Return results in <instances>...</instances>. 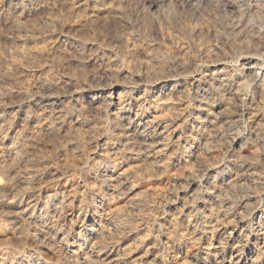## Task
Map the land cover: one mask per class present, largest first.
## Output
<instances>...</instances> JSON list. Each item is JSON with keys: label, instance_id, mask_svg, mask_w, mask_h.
<instances>
[{"label": "rangeland", "instance_id": "1", "mask_svg": "<svg viewBox=\"0 0 264 264\" xmlns=\"http://www.w3.org/2000/svg\"><path fill=\"white\" fill-rule=\"evenodd\" d=\"M104 1L98 5L89 0H33V2L31 0V4H27V10L21 13L22 15L19 13H10L11 15H9L10 0H0V115H13L21 106L23 110L29 109L33 99L40 94V86L43 83L52 85L54 91L51 94V90L50 95L47 93L45 97L51 99L52 102H56V112L64 110L62 113L58 112L57 114H59L58 116L62 114L63 117L71 119L70 124L64 126V128L58 127V136L45 134V132L43 133V131H38L35 128V132H32L33 135L28 134L29 137L26 138L28 144L27 156L31 159L37 158L34 159L37 160L34 164L36 167L32 168L34 171L40 169L41 172L45 170L48 174L51 172L52 175H48L46 179L50 186L57 184V188L64 190L65 193H68V191L78 192V196L88 198L98 188L97 183H94L92 178L87 177V174L91 173L92 168H95L97 163L105 157L109 156L112 159L115 157L110 152H108L109 155L104 152V148H107L104 147L105 141L111 139L106 142L113 143L114 120H117L116 116L119 114V109L116 110L118 106L114 108V112L112 111L110 115L103 109L105 108L103 107L104 100H106L104 98L107 96L105 92L108 89L116 85L123 93L132 90L131 93L135 97L133 109L136 112L142 104H145V108L150 107L153 98L151 94H147V91L152 86H163L164 89L169 90H167L168 93L176 80H180L182 82L180 85L182 84L185 88L189 85V82L190 84L193 82L194 77L199 76L200 72V74L203 73L202 78L205 77L204 80H209L213 76L212 72L220 68V63L216 65L213 63L218 59L226 58L227 63H229L228 73L238 79L239 74L237 72L243 63V58L254 55L258 45L264 43V35L259 36L258 32L260 25L251 22L245 27L247 20H244L243 26L238 25L240 24L239 19L232 15L223 0H199L195 3L192 0L190 2L185 0L186 3L183 0H166L158 10L152 9L150 6L151 0H144L145 10L141 9L135 0ZM111 15L124 17V21H127V23H113L114 21L110 19ZM213 16L219 18L222 22L217 25V29L210 24ZM226 18L227 21L223 22ZM102 19L107 20L106 27L101 26ZM224 26L228 27L227 30L229 27V30H232L225 32L226 27ZM232 31L233 34H229ZM244 35L245 37H242ZM251 36H257L258 38L252 43ZM186 43L189 44L186 45ZM193 53L200 55L203 60L199 67V71H201L193 73V77L189 81L185 82L182 81L183 79L180 76L176 77L178 73L175 69H171L165 78L158 76L163 68L164 60L167 58H170V63L174 61V64L184 59L188 63L189 57L195 55ZM233 53L235 56L232 55ZM182 54L186 57L184 58ZM208 68L211 71H206ZM202 69H205L204 72ZM145 72L157 74L154 77H158H150L149 80L151 78L153 80H144L137 82L138 84L130 79V77L139 74L146 76ZM36 89L37 92H35ZM54 93L55 95H53ZM98 94L99 96H97ZM94 95L96 96L95 100H93ZM257 95L255 96L256 100L259 99V94L257 93ZM146 99H149V102ZM100 103L101 105H99ZM69 105L74 108L67 109ZM186 107H189V109L188 111L185 110V116L195 110V105L189 106L187 100L183 101L181 108ZM99 109L101 110L99 111ZM71 110L75 112H71ZM77 116L80 118H77ZM184 118L176 121L175 125L179 128L178 131L181 128L182 130L191 129L192 123L195 121L190 119L188 125L183 124ZM82 120L85 122L82 123ZM225 126L222 131L224 133L221 135L224 137V142H226V138L231 137L236 132L234 130L232 133L229 126ZM20 128V125H17L15 129L17 135L14 133V137L22 138L24 133L20 131ZM242 132L243 135L241 136L244 137L245 133ZM251 132H253L251 138L246 136L243 141L247 145V149L243 152L244 155L239 159L238 157L231 159L237 169L240 167L244 169L241 174L243 173L245 179L240 181L236 187L228 189V193L223 194L227 197L228 201L226 203L229 202L228 207L231 204L232 206L239 205L243 201L242 199H245L247 200L245 204H255L256 208L253 212L259 216L262 215L264 208V204H262L264 203V200H262L264 198V118L261 117L257 122L251 123ZM215 143L217 145V142ZM0 149L1 154L2 147ZM202 153H204L201 154L202 157L200 155L199 159L193 160L191 164L194 170L192 173L194 178H199L207 166L216 168L229 161L226 156L224 159L223 152L217 154V157L216 153L208 154L207 151H202ZM175 156L177 157L176 151L171 149L165 151V153L162 152L152 156L156 159L160 158L156 165L150 163L152 158L147 160L143 158L145 161H139L138 165L126 162L121 166V171L127 172L133 181L138 182H136L137 187H144L142 191L145 192H142L141 198L131 196L128 197L129 199L111 200V204L113 203L111 208L114 209L113 215H115L114 221L116 227L119 226V223L121 224L118 227L121 230L117 228L108 230L106 232L107 241L105 242L115 241L116 239L121 241L123 243L122 247L128 255L125 261L127 264H152L154 256L158 254L159 249L161 250L162 245L160 244H164L166 242L164 239L167 237L172 238L175 234L172 228L168 226L169 223L167 224L165 221H170L175 217L174 219L177 218L178 222L182 223V220L188 219V214L191 216L198 210V204L202 200L200 197L203 193H201L202 195L198 194L195 188L187 190L191 168H186L185 163H178L179 165H177L178 157ZM6 158L0 157V177L5 173V169L10 163V160ZM32 169L30 170L33 171ZM41 172L39 173L42 174ZM52 172L57 173L58 177L53 175ZM52 177L54 178L52 179ZM8 181L3 179L0 182V201L6 199L10 193L2 190L3 185L13 186V189L12 187L11 189L14 191L26 186L15 179H9ZM38 188L34 190L35 195L39 194L40 190L42 193L43 189L46 190L43 186V189ZM68 197L70 198V196ZM245 204L240 207L241 209L237 208L238 213L244 212L246 209ZM117 206H120V208ZM5 209L0 207V221L2 220L0 222L2 227V229L0 227V252L5 249L11 252L9 253L11 254L10 259L7 261L10 262L15 255L17 258L24 252L30 251L31 248L35 249L38 244L28 236L27 227L20 228L8 221L7 217L10 210ZM200 212H202V209ZM74 214L77 217L79 211ZM76 217L72 224L70 222L62 223L63 229L70 235L82 229V220L80 221ZM4 222L6 223L3 224ZM99 222L100 218L96 217L87 224L91 228L92 226H98ZM163 223L164 227H161ZM165 228H168V230ZM18 229L21 231L20 233ZM114 231L119 233L115 234ZM250 248L253 249V246H250ZM162 255L163 253H160L159 256ZM50 257L56 261L57 255H51ZM64 258L67 260L66 255H63ZM66 263H69V260Z\"/></svg>", "mask_w": 264, "mask_h": 264}, {"label": "bare ground", "instance_id": "2", "mask_svg": "<svg viewBox=\"0 0 264 264\" xmlns=\"http://www.w3.org/2000/svg\"><path fill=\"white\" fill-rule=\"evenodd\" d=\"M89 1L99 5L100 3L102 4L104 0ZM135 1L141 9L145 10L144 0ZM164 1L166 0H151L150 6L152 9L158 10L162 4H164ZM188 1L190 2V0ZM192 1L195 3L199 0ZM223 1H225L224 4L232 15L239 19L240 24L238 25L243 26L244 20L248 21L245 27L251 22H256L260 25L258 31L259 36L264 35V0ZM27 4H31V0H10V6L8 9L9 15H11L10 13H24L27 10ZM198 5L200 4L198 3ZM110 19L114 21L113 23H127V21H124V17L118 15H111ZM234 20L237 21L235 18ZM226 21L227 18L223 22ZM221 23L222 22H220L219 18L215 16L211 18V26L216 28L217 25ZM107 24V20H103L101 26L106 27ZM227 26H224L226 27L225 32L230 29L229 27L227 30ZM232 27L234 28V26ZM231 30H229V32ZM229 34H233V31ZM226 37L229 38L228 35H226ZM242 37H245V35ZM257 38V36H251L250 40L253 43ZM234 40L236 39L234 38ZM187 44L189 43H186V45ZM186 53L188 54V52ZM197 53H193L195 55L189 57L188 63H186L187 60L185 59L181 60L182 62L180 61L179 63L175 62L174 64V61L173 63H170V58L166 57L167 59L164 60L162 70L159 69L160 74L158 76L165 78L167 77V74L170 73L171 69H175L178 73L176 77L180 76V78L183 79L182 81H189V79L193 77V73L199 71L200 64L203 60L200 55H197ZM232 55H234V53ZM213 63L215 65L220 63V68L218 70L213 68L215 71L212 72L213 76L211 79L209 78V80H204L205 77L204 79L202 78L203 73L200 74V70L199 76L194 77L193 82H191V84L189 82V85L185 86V88L182 84L180 85V83H182L180 80H176L168 93V89H164L163 86H152L149 88V91H147V94H151V97L153 98L150 107L145 108V104H142L136 112H134L133 109L135 97H133L131 93L132 90H124L125 93H123L119 90V87L115 85L105 92L107 93V96L104 98L106 100L103 99L105 101L103 104L105 112L110 115L116 106H118L116 110L119 109V114L116 116L117 120H114L115 123L112 135L113 143L106 142L110 141V139L106 140L104 144V147H107L104 148V152L107 154L110 152L112 156L115 157L112 159L107 155V157L104 156L105 158L98 162L97 166L94 165L96 167L92 168L91 173L87 174V177L92 178L94 183H97L98 188L95 192L91 193L89 198L86 196H78V192L72 193L71 191H68V193H65L64 190L62 191L57 188V184L50 186L48 181L46 182V179L51 172L48 174L43 170L44 173L41 172L40 169H37V171L35 169L34 171L32 168L36 167L34 164L37 161L34 159L37 158L31 159L27 156L28 144L26 138L29 137L28 134L30 136L33 135L35 128L38 129V131L45 132V134L56 136L59 129L58 127L64 128V126L66 127V125L70 124L71 119L63 117L62 114L60 116L57 114L58 112L62 113L64 110L62 111L59 107L61 111L56 112V102L54 100V102H52L51 99L45 97V95L47 93L49 94L53 89L52 85L50 86L48 83L40 84L41 86L39 85L41 87V90L39 91L40 94L33 99L31 105L29 104V109H24V111L22 106L18 107V110L15 111L13 115L10 114L11 117L2 113L3 115H0V147H2L0 157H7L10 160V163L8 162V166L5 163L7 167L5 173L0 177V182L3 179L6 181L9 179H15L26 186L14 191L12 190L13 186H11V189L10 186L3 185L2 190L10 193L6 199L0 201V207L10 210L7 217L8 221L20 228L27 227L28 236H30L33 241L37 242L38 245L35 249L31 248L32 250L30 249V251L24 252L17 258L16 255L15 257L13 255L14 258L11 259L10 262L7 261L10 259L11 254L9 253L11 252L6 251L5 249V252H0V264H127L125 261L126 256L128 255L122 247L123 243L117 240V237L115 238V241L110 240L107 243L105 242L107 241L106 232L108 230L118 229L121 225L119 223V226L116 227L114 221L115 215H113L114 209L111 208V205L113 204H111V200H121L122 198L127 199L131 196L141 198V194L144 192L142 189H144V187L138 188L136 185L138 182L136 180L133 181L127 172H122L121 166L126 162L138 165L139 161L141 162L145 158L146 160L152 158L150 163L156 165L160 161L158 160L160 158L156 159L152 156L158 155L162 152L165 153V151L171 149L176 151L178 157L177 165L185 163L186 168H191V177L190 181L187 183V190L195 188L198 194L202 195L201 193H203V195L200 197L202 200L198 204V210L191 216L188 214L189 217L187 216V220H182L181 223L180 221L178 222L177 218L174 219L175 217H172V220L165 221V223H169L168 226L172 228V231H174L175 234L172 238L166 236L167 238L164 239L166 242L160 244L162 245L161 250L159 249L158 254L154 256L152 264H264V208L262 210V215L258 216L253 212L256 208L255 204H245L247 201L245 199H242L243 201H241L239 205L232 206L231 204L228 207L227 205H229V202L226 203L228 200L223 194L225 192L228 193V189L236 187L240 181L245 179L243 173L241 174L244 169L242 167L237 169L233 165V160L231 159L234 157H238L239 159L244 155L243 152L247 149V145L246 142L243 141L246 136L251 138L253 135V132H251V123H254L255 121L257 122L261 117L264 118V43L258 45L254 55L243 58V63L238 69L239 71L237 70V74H239L238 79L234 78V75L230 76L228 73L229 63H227L226 58L215 60ZM202 70L204 72L205 69ZM206 71L211 70L208 68ZM145 75L146 76L139 74L135 77H130V79L135 83H139L144 80H149L150 77H154L157 74H149L148 72ZM150 80H153V78ZM103 88L105 87L103 86ZM53 91L54 90L51 91V94ZM35 92H37V89ZM257 93L259 94V99L256 100L255 96H258ZM53 95H55V93ZM97 96H99V94ZM95 98L96 96L94 95L93 100H95ZM185 100L189 102V106L195 105V110L191 111L188 116H185V110L188 111L189 107L181 108L183 106V101ZM146 101L149 102V99H146ZM99 105H101V103ZM70 108L73 109L74 107L69 105L67 109ZM100 110L101 109H99V111ZM73 111L74 110H71V112ZM175 111L177 112L176 114L174 113ZM77 118L80 117L77 116ZM183 118L185 119L183 124H187L190 119L195 121L192 123L191 129L186 128L187 130H182L181 128V130L178 131L179 128L175 125L176 121L183 120ZM83 122L85 121L82 120V123ZM86 122L88 121L86 120ZM17 125H20V131L26 135L22 136L24 139L14 137V133L17 135L15 132ZM225 125L229 126L232 133L234 130L236 131L233 134L231 133V137L226 138L227 143L224 142V137L221 136L224 133H222V131ZM242 131L245 133L244 137L241 136L243 135L241 134ZM228 133L230 134V132ZM215 142H217V145ZM202 151H207L208 154L216 153V157L217 154L219 155L223 152L224 159L226 156L229 158V161L216 168L213 166H207L202 171L203 174L200 175V179L194 178L192 174L194 170L191 164L193 160L199 159L200 155L204 154ZM52 173L58 177L57 173ZM53 178L54 177H52V179ZM42 186L43 188H46V190H44ZM38 187L43 189V193L40 190V193L35 195L34 190ZM68 196H70V198ZM262 200H264V198ZM243 204L246 205V209L244 212L242 211L241 213H238L239 210H237V208L239 207V209H241L240 207ZM120 206L122 207V205ZM120 206L117 207L120 208ZM201 209L202 212H200ZM77 211H79V214L76 217V214L74 213ZM75 217L80 221L82 220L81 223H83V226L82 229L75 234L70 235L65 229H63L64 226L62 223L70 222L72 224L74 223ZM96 217L100 218L98 226L96 225L90 228V225L87 223ZM0 222H2V220ZM5 223L6 222L3 224ZM163 225L164 223L161 227ZM165 229L168 230V228ZM20 232L21 231H19V233ZM262 241L263 244L261 245ZM250 246H253V249L250 248ZM160 253H163V255L159 256ZM51 255H57L55 259L56 261L51 257L49 258ZM63 255L67 256L69 263H66L67 260H65V258L63 259Z\"/></svg>", "mask_w": 264, "mask_h": 264}]
</instances>
